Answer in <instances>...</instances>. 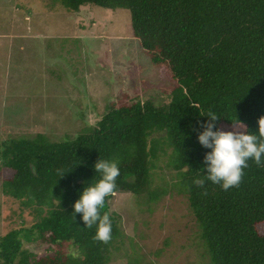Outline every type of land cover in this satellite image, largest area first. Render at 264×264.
Returning a JSON list of instances; mask_svg holds the SVG:
<instances>
[{"label":"trees","instance_id":"trees-1","mask_svg":"<svg viewBox=\"0 0 264 264\" xmlns=\"http://www.w3.org/2000/svg\"><path fill=\"white\" fill-rule=\"evenodd\" d=\"M53 1L73 13L85 5L127 10L132 37L168 101L108 106L74 139L36 134L0 142L1 193L32 218L0 235V264H108L123 237L111 198L128 194L148 205L172 193L186 198L210 264H264V168L250 160L241 183L228 190L193 184L209 151L197 141L203 115L215 114L220 130L235 124L244 131H255L264 116V0ZM99 157L120 170L101 209L112 221L107 243L95 240V227L85 228L71 207L83 182H94ZM161 158L174 174L153 186ZM30 243L44 253L26 250Z\"/></svg>","mask_w":264,"mask_h":264},{"label":"rangeland","instance_id":"rangeland-1","mask_svg":"<svg viewBox=\"0 0 264 264\" xmlns=\"http://www.w3.org/2000/svg\"><path fill=\"white\" fill-rule=\"evenodd\" d=\"M164 85L132 37L127 10L85 5L73 13L53 0H0V142L36 134L74 139L108 106L167 103ZM164 162L152 169L153 186L174 174ZM109 209L123 237L108 264H132L137 256L138 264H210L184 196L166 194L145 205L116 194ZM21 219L32 220L0 190V235ZM44 247L24 245L37 256Z\"/></svg>","mask_w":264,"mask_h":264},{"label":"clouds","instance_id":"clouds-1","mask_svg":"<svg viewBox=\"0 0 264 264\" xmlns=\"http://www.w3.org/2000/svg\"><path fill=\"white\" fill-rule=\"evenodd\" d=\"M203 116L208 119L201 124L202 131L198 133L197 141L209 151L203 155L200 170L204 174L200 171L193 184L203 187L210 182L222 190H228L241 183L250 160L257 167L264 168V116L257 120L255 131L241 130L235 124L230 131L220 130L216 126L218 117L215 114L210 112ZM93 170V177L96 178L94 182H83L77 199L72 203V214L74 217L80 214L85 228L95 227V240L107 243L112 236V221L109 213L101 209L105 198L117 187L116 178L120 170L115 160L100 157L93 164Z\"/></svg>","mask_w":264,"mask_h":264}]
</instances>
